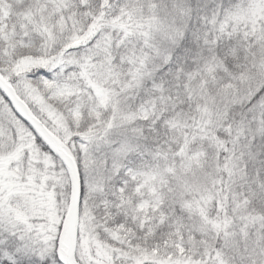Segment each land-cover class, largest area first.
<instances>
[{"label":"snow or ice","instance_id":"snow-or-ice-1","mask_svg":"<svg viewBox=\"0 0 264 264\" xmlns=\"http://www.w3.org/2000/svg\"><path fill=\"white\" fill-rule=\"evenodd\" d=\"M0 264H264V0H0Z\"/></svg>","mask_w":264,"mask_h":264}]
</instances>
